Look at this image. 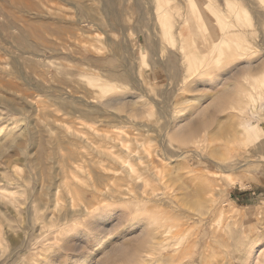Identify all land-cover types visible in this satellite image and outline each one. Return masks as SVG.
Instances as JSON below:
<instances>
[{"label": "rangeland", "instance_id": "rangeland-1", "mask_svg": "<svg viewBox=\"0 0 264 264\" xmlns=\"http://www.w3.org/2000/svg\"><path fill=\"white\" fill-rule=\"evenodd\" d=\"M43 2L0 0V264H157L151 249L164 235L148 232L158 224L145 211L152 203L128 199L151 176L113 182L130 194L121 197L102 184L105 202L84 212L100 195L88 193L98 165L106 178L115 170L109 152L125 166L141 155L166 199L203 219L184 233L182 249L196 243L184 264H264V0H206L217 48L185 15L186 0H112L113 15L108 0ZM81 6L99 26L78 25ZM75 28L86 31L80 41L60 35ZM178 212L167 223H181Z\"/></svg>", "mask_w": 264, "mask_h": 264}, {"label": "bare ground", "instance_id": "bare-ground-1", "mask_svg": "<svg viewBox=\"0 0 264 264\" xmlns=\"http://www.w3.org/2000/svg\"><path fill=\"white\" fill-rule=\"evenodd\" d=\"M38 1H40V2H42V4H44V0H38ZM50 1V0H49ZM32 2V1H31ZM33 3V2H32ZM30 5V4H29ZM185 5H186V11L184 12L185 13V15L188 17V19H189V17H191V15H193V16H198V18L197 19H195V21L197 22V23H200V24H203V26H204V28L206 29V31H209V38H210V41H213V43H212V45L214 46V44H216L215 45V47L217 48L218 47V45H219V43H218V41L220 40V38H219V33H218V31L216 30V28H215V26H213L212 24H211V22H210V20H209V17H208V13L210 12L211 14L212 13H216V10L211 6V4H207L206 3V0H186V3H185ZM47 6V5H46ZM86 6V5H85ZM85 6H81L82 8H81V10H78L77 11V13L79 14H77L78 16H77V23H78V25H82L83 23H87L88 25H93V26H99V24L97 23L98 22V19L95 17V16H93L91 13H90V10L87 8V7H85ZM41 7V6H40ZM118 7V6H117ZM215 7V6H214ZM119 9V8H118ZM153 9V8H152ZM43 10H45V9H43ZM103 10L104 11H106L107 13V15H113V14H111V13H113V11H114V9H113V2H112V0H108V2H104V4H103ZM148 10H146V12H147ZM152 12V11H151ZM150 12V13H151ZM154 12V11H153ZM166 12V9L165 8H163L162 6H158L157 5V9H156V16H157V20H158V22H160L161 24H163V21H164V13ZM169 12V11H168ZM121 13V12H120ZM148 13H149V11H148ZM170 13V12H169ZM167 14V13H166ZM165 14V15H166ZM168 15V14H167ZM155 16V17H156ZM108 19V18H107ZM187 19V18H186ZM60 20V19H59ZM153 21V20H152ZM155 21H156V19H155ZM192 21V23H193V25H192V28H191V30H193V32H195V31H197V29H198V25L195 23V21L194 20H190V22ZM4 22V21H3ZM75 22V21H74ZM183 22V21H182ZM164 23H165V21H164ZM80 27V26H79ZM86 29V28H85ZM53 30V29H52ZM52 32H57V33H59V32H61L60 33V35L62 34V37H65L64 35H68V34H70V36L68 37V40H74L75 42L76 41H80V38L82 37V36H84L85 34H86V31L85 30H83L82 28H75L74 30H68V31H66V30H60L59 32H58V30L56 31V29H54V31H52ZM198 32V31H197ZM68 33V34H67ZM171 33V32H170ZM60 35L59 36H57V38H60V40H61V37H60ZM260 35V34H259ZM56 38V37H55ZM67 38V37H66ZM64 39V38H63ZM197 39V38H196ZM60 40H58V41H60ZM64 40H66V39H64ZM62 41V40H61ZM51 42V41H50ZM219 42H221V41H219ZM239 42V41H238ZM52 43V42H51ZM51 43H47V47H49L50 49H51V47H50V45H51ZM60 43H62V42H60ZM71 43V42H70ZM74 43V42H73ZM254 43V42H253ZM53 44H55L54 42H53ZM52 44V45H53ZM57 44V43H56ZM46 46V45H45ZM248 45H241L240 44V47L239 48H242L243 49V52H245V53H247L248 52V49L250 48V47H247ZM53 47V46H52ZM56 47H57V45H56ZM156 47V46H155ZM38 48V47H37ZM48 49V48H47ZM49 49V50H50ZM253 48H251V50H252ZM57 50V49H56ZM54 51V50H53ZM41 52H42V50H41ZM44 52V51H43ZM49 52V51H48ZM127 52V51H126ZM45 53V52H44ZM129 55V54H128ZM189 55V54H188ZM38 56H40V54L38 55ZM125 56V55H124ZM127 57V56H126ZM125 58V57H124ZM156 59V58H155ZM124 60V59H123ZM126 60V59H125ZM128 61H129V59H128ZM87 62V61H86ZM162 62V61H161ZM163 63V62H162ZM129 64H130V62H129ZM158 64V63H157ZM40 65V64H39ZM43 65V64H42ZM167 66H169V68H175V64L173 65L172 63H168L167 64ZM105 67V66H104ZM103 67V68H104ZM114 67V66H113ZM120 67V66H119ZM132 67V66H131ZM160 67V66H159ZM126 68V67H125ZM130 68V67H129ZM156 68V67H155ZM160 68H162V67H160ZM159 68V69H160ZM165 68V67H164ZM112 69H114V68H112ZM111 69V70H112ZM118 69V68H117ZM120 69H123V68H120ZM128 69V68H127ZM110 70V71H111ZM157 70H158V68H157ZM169 70V69H168ZM116 71H118V70H116ZM120 71V70H119ZM174 71V70H173ZM109 72V71H108ZM122 72V71H121ZM41 73V72H40ZM110 74H111V72H109ZM119 73V72H118ZM117 73V74H118ZM123 73V72H122ZM125 73H127L128 74V71H125ZM115 74V73H114ZM113 74V75H114ZM134 74V73H133ZM161 74V73H160ZM171 74V73H170ZM100 75H102V74H100ZM109 74H107V76H108ZM126 75V74H125ZM107 76H104V77H106L107 78ZM59 77V76H58ZM74 77V76H73ZM103 77V76H102ZM101 77V78H102ZM113 77V76H112ZM119 77V76H118ZM127 77H128V75H127ZM133 77V76H132ZM35 78H37V77H35ZM109 78H111L110 76H109ZM117 78V77H116ZM42 79V78H41ZM44 79V78H43ZM102 79H104V78H102ZM165 79V78H164ZM106 80V79H105ZM105 80H104V82H105ZM111 80V79H110ZM137 80V79H136ZM42 81V80H41ZM44 81V80H43ZM87 81V80H86ZM91 81V83H92V88L93 87H98V88H100L101 90H102V92L103 91H107L109 88H110V86H108V84H110L109 82H108V84H104V85H101L100 84V86H98V85H95V79H92V80H90ZM131 81H133V80H131ZM60 82V81H59ZM111 82V81H110ZM90 83V84H91ZM65 85V84H64ZM82 86V85H81ZM89 86V85H88ZM76 88V87H75ZM94 89V88H93ZM100 89H97V90H100ZM101 90H100V92H101ZM79 91V90H78ZM83 93V92H82ZM263 96V95H262ZM95 97V96H94ZM103 97V96H102ZM97 99V98H96ZM118 99V98H117ZM106 100V99H105ZM114 102H115V100H113V101H106L105 103H104V106H107V107H111L113 104H114ZM117 102V101H116ZM122 103V102H121ZM103 105V104H102ZM91 107V106H90ZM101 108V107H100ZM96 109V108H95ZM104 110V109H103ZM100 111V110H99ZM86 113V112H85ZM138 114H136V116H137ZM114 121V120H113ZM107 123H108V121H107ZM37 128V127H36ZM141 129V128H140ZM19 134V133H18ZM97 135H99V134H97ZM28 136V135H27ZM31 136V135H30ZM33 136V135H32ZM17 137H18V135H17ZM29 137V136H28ZM101 137H102V135H101ZM105 138H106V136H105ZM104 138V139H105ZM110 138V137H109ZM7 139V142L8 143H10V144H13L14 142H16L15 140H16V137H14V136H10V137H8V138H6ZM43 139V138H42ZM108 139V138H107ZM29 140V139H28ZM31 140V139H30ZM108 141V140H107ZM106 141V142H107ZM44 143V142H43ZM196 143V142H195ZM3 146V144L2 143H0V149H1V147ZM13 146H14V144H13ZM26 149V148H25ZM28 149V148H27ZM100 149V148H99ZM136 149V148H135ZM189 149V148H188ZM187 149V150H188ZM190 150V149H189ZM22 151V150H21ZM25 151H27V150H24V153H25ZM101 151H103V150H101ZM100 151V152H101ZM132 151V150H131ZM184 151V150H183ZM28 152V151H27ZM189 152V151H188ZM187 152V153H188ZM104 153V152H103ZM110 153V152H109ZM106 153V155H108V157H111L112 158V160H113V165H115V167H114V171H113V174H111V175H108V178H106V175H105V171L107 170V167L105 166V167H103V168H100V166L98 165V167L96 168V176H95V180H94V182H92V184H91V186H92V189H94V190H91L90 192H88V191H86L87 189H85L84 187H79V190L77 191L78 193V196H79V198L81 199V200H84V199H87L88 197H86V194L85 193H89L90 195H92V194H94L95 192H100V186L102 185V184H105L106 183V187H105V189L108 187V190L110 189V187H111V185H112V183L113 182H117V183H119L120 185H121V182L120 181H122V182H126V181H136L137 179L139 180L140 178H142V177H148V176H151L152 177V179L155 181V184L154 185H152L151 186V188H149V190H148V188H147V190H145V191H143L142 190V193H141V189L139 190L140 191V193H139V191H137L136 190V192L134 193V194H129V193H126L125 191H123V190H118V189H115V188H112V189H110V191L112 192V193H117L118 194V196L119 197H121V196H124V195H130V197L128 198L129 200H131V201H137L138 202V204H137V208L139 209L140 208V205H139V203H143V202H146L147 204L148 203H152L151 204V206L150 207H147L146 208V212H148V216H154V217H156V218H154L155 219V221L157 220V222L156 223H158L157 225L156 224H154V225H156V226H154V228L150 231L146 226H145V228L146 229H148L147 231L148 232H150L151 234L152 233H154V234H161V235H164V237H162L163 239L162 240H160L158 243H157V245H155V246H152V251H153V255H156L157 257H155V259H156V261L155 262H157V264H158V262H162L163 260H171L172 258H178V263L177 264H184V262H183V256L185 255V256H187V254H184V252H185V250H186V253H187V251L188 250H190L191 249V247L192 246H194V248H195V246H196V243L194 242V240L193 239H191V240H193L192 242H191V245H189V247L186 249H182V243H183V240H185V237L186 236H188V234L186 233L187 232V230H188V227H190L192 224H191V221L192 222H194L195 223V226L196 225H198L199 223H203V219L202 218H200V219H197V217H196V214H194L193 216L192 215H190L189 213L188 214H186L185 212H180V210H182V207L183 206H181V204H178L174 199H173V201H172V199H171V201H170V199H166V198H169V196H168V194L167 193H162V191L164 190L163 189V185H162V179H161V177H160V175L158 174V173H156V172H154L153 170H148V164H147V166H145V163L143 162V157L141 156V155H138L137 153V155H133V152H131V153H129L130 155H131V157H130V159H129V161H128V166H125L121 161H120V159L119 158H117V157H113L112 156V154L110 153ZM74 154H76V153H73V154H71L69 157H68V160L70 161V160H72L73 158H74ZM180 154V153H179ZM184 154H185V151L184 152H182L180 155H178V156H176V157H183L184 156ZM196 154V153H195ZM186 155V154H185ZM107 157V156H106ZM107 157V158H108ZM40 159H42V158H40ZM201 159H203V158H201ZM41 162V161H40ZM110 162H112V161H110ZM142 162V163H141ZM41 164V163H40ZM103 166V165H102ZM119 170H123V177L121 178V179H117V177H118V172H119ZM29 171V170H28ZM147 171V172H146ZM210 173V172H209ZM31 175V174H30ZM83 175V174H82ZM145 175V176H144ZM150 177V178H151ZM24 179V178H23ZM28 179V178H27ZM120 180V181H119ZM10 181V180H9ZM204 181V180H203ZM124 182V183H125ZM133 182L131 183V184H133ZM141 182L142 183H145V184H147V180H146V178L145 179H142L141 180ZM206 182V181H205ZM91 183V182H90ZM205 184V183H204ZM140 185V184H139ZM143 185V184H142ZM149 185H151V184H149ZM207 185V184H206ZM133 186H134V184H133ZM136 186H137V184L135 185V188H136ZM141 186V185H140ZM205 186V185H204ZM90 187V186H89ZM203 187V186H202ZM140 188V187H139ZM203 188H205V187H203ZM210 188V187H209ZM77 189V188H76ZM200 188H199V194H200ZM206 190V189H205ZM210 190H212V186H211V188L209 189V190H207L208 192L210 191ZM85 191V192H84ZM161 191V193H158V192H160ZM207 191H203V192H207ZM76 192V191H75ZM134 192V190L132 189V193ZM198 192V191H197ZM201 192H202V190H201ZM76 194V193H75ZM100 195H99V198L96 200V201H94V202H92L91 204H90V206L89 207H87V208H85V210H84V212L87 214V213H91L92 211H95L96 210V208H98L99 206H101L104 202H105V192H100L99 193ZM198 194V193H197ZM204 194V193H203ZM100 196H103L104 198V200L103 199H101V197ZM200 196H204V195H199L198 197H200ZM197 197V196H196ZM195 198V197H194ZM194 198H192V199H194ZM201 198V197H200ZM122 199H123V197H122ZM15 200V199H14ZM195 200H196V198H195ZM201 201V200H200ZM189 202H191L190 200L188 201V203ZM197 202V201H196ZM16 203V202H15ZM201 202H199V204H200ZM146 204V205H147ZM187 204V203H186ZM194 204V203H193ZM192 204V205H193ZM201 204H203V202L201 203ZM139 205V206H138ZM190 204H187V207L188 208H190L191 206H189ZM195 206V205H194ZM202 206L203 205H199V206H197V208H198V213H199V215H204V214H206V213H208V212H205V210L202 208ZM142 207V206H141ZM181 208V209H180ZM194 208V207H193ZM196 208V207H195ZM145 209V208H144ZM192 209V208H191ZM184 210H185V208H184ZM183 210V211H184ZM197 210V209H196ZM179 211V212H178ZM178 212V214H180L183 218L182 219H180L181 220V223L179 222H177L178 223V225H175V226H173V225H171V222L173 221H171L170 223H167V222H169V221H167V219L168 218H170V217H168L167 215L169 214V215H171V214H174V213H177ZM189 212V211H188ZM194 212V211H193ZM183 213V214H182ZM197 213V214H198ZM184 214H186V216L184 215ZM156 215V216H155ZM177 216V215H176ZM176 216H174V218H176ZM180 216V217H181ZM198 216V215H197ZM147 217V216H146ZM194 217H196V219L194 218ZM198 217H200V216H198ZM202 217V216H201ZM150 218V217H149ZM177 218H178V216H177ZM179 219V218H178ZM185 219V220H184ZM202 219V220H201ZM146 220V219H145ZM169 220V219H168ZM205 220V219H204ZM208 219H206V221H207ZM213 220V219H212ZM154 221V222H155ZM174 222V221H173ZM208 223V222H207ZM209 223H211V222H209ZM148 224V223H147ZM153 224V223H152ZM173 224V223H172ZM175 224V223H174ZM148 225H150V224H148ZM147 225V226H148ZM144 226V225H143ZM201 226V225H200ZM149 227V226H148ZM199 227V226H198ZM194 228H196V227H194ZM193 230V229H192ZM195 230V229H194ZM190 231V230H189ZM184 233H186L187 235L185 236V234ZM190 233V232H189ZM192 234V233H191ZM190 234V235H191ZM192 236V235H191ZM167 237V238H166ZM196 237V236H195ZM164 238H166V239H164ZM186 238H188V237H186ZM191 238V237H190ZM194 238V237H193ZM190 240V239H189ZM196 240H198V239H196ZM190 243V242H189ZM202 243V242H201ZM200 246V245H199ZM148 247V246H147ZM205 247V246H204ZM251 247V246H250ZM196 249V248H195ZM147 250V252H151V250L150 249H145V251ZM144 251V252H145ZM168 251V252H167ZM172 252V253H169V252ZM198 250H196V252H197ZM194 252V251H193ZM250 252V251H249ZM248 252V253H249ZM192 253V252H191ZM251 253H252V251H251ZM251 253H249V255L251 254ZM152 254V253H151ZM189 254V253H188ZM253 254V253H252ZM205 255V254H204ZM248 255V256H249ZM141 257V256H140ZM140 257H137V258H135V259H133L129 264H147V262L145 261V259H141ZM150 257V256H149ZM169 258V259H168ZM190 258V257H189ZM252 258V257H251ZM152 259V258H151ZM196 259V258H195ZM248 260V259H247ZM153 261V260H152ZM192 261V260H191ZM246 261V260H245ZM166 262V261H165ZM149 263H151V262H149ZM168 263V262H167ZM245 263V262H244ZM153 264V263H152ZM172 264H174V263H172ZM188 264V263H187ZM195 264V263H194ZM251 264V263H250Z\"/></svg>", "mask_w": 264, "mask_h": 264}]
</instances>
